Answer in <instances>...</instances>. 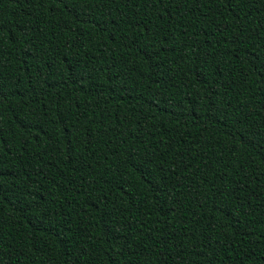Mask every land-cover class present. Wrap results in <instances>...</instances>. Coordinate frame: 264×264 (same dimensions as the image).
Instances as JSON below:
<instances>
[{"label": "trees", "instance_id": "16d2710c", "mask_svg": "<svg viewBox=\"0 0 264 264\" xmlns=\"http://www.w3.org/2000/svg\"><path fill=\"white\" fill-rule=\"evenodd\" d=\"M0 264H264V0H0Z\"/></svg>", "mask_w": 264, "mask_h": 264}]
</instances>
